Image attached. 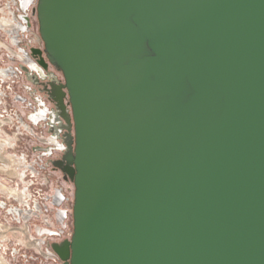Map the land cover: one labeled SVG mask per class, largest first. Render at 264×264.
<instances>
[{
	"label": "water",
	"instance_id": "1",
	"mask_svg": "<svg viewBox=\"0 0 264 264\" xmlns=\"http://www.w3.org/2000/svg\"><path fill=\"white\" fill-rule=\"evenodd\" d=\"M37 16L74 128L61 264H264V0H38Z\"/></svg>",
	"mask_w": 264,
	"mask_h": 264
},
{
	"label": "built area",
	"instance_id": "2",
	"mask_svg": "<svg viewBox=\"0 0 264 264\" xmlns=\"http://www.w3.org/2000/svg\"><path fill=\"white\" fill-rule=\"evenodd\" d=\"M31 2L6 0L4 8L8 11L3 21L9 24L8 29L0 25V30L10 40L15 39L11 43L13 50H8L10 62L3 67L5 75L0 76L1 83L8 89L0 94V129H15L18 138L9 149L20 146L24 138L36 141L32 148L28 147L29 143L23 144L25 148L11 154L10 158L0 155L3 163L0 176L8 175L0 181L16 185L19 191H0L1 196H6L0 197L1 232L11 235V239L3 241L6 247L3 250L9 253L6 264H61L54 244L73 236L75 187L71 192L64 181L56 177L57 171L62 179L66 175L56 163L63 161L69 151V135H74V128L68 130L62 110L54 100V91L48 97L42 90L48 81L53 88V85L65 84V79L48 77L52 64L46 57L44 42L43 46L37 44L33 31L32 11L38 1ZM35 49L41 50L42 55L35 54ZM42 58L48 63L47 67L42 65ZM63 90L67 92L66 88ZM64 102L67 113L72 115L68 93Z\"/></svg>",
	"mask_w": 264,
	"mask_h": 264
},
{
	"label": "rangeland",
	"instance_id": "3",
	"mask_svg": "<svg viewBox=\"0 0 264 264\" xmlns=\"http://www.w3.org/2000/svg\"><path fill=\"white\" fill-rule=\"evenodd\" d=\"M5 1L6 0H0V21H3V17H5V13L8 11L4 8ZM35 8L36 9L32 11V13H33L32 14L33 15L32 16V22H33L34 37L37 41V44L43 46L44 44L42 43L43 40H42L41 35H40V26H39V20H38V16H37V6ZM7 46L11 47V40H10L9 36L1 29L0 30V66H2V67H4V65H6L10 62V60L8 58L9 52H8ZM51 76H56L60 80L65 79L62 71L59 68H57V66H55V65H51V67L49 68V76H48L49 79L51 78ZM3 89H7V85H3L1 83V80H0V94H1V91ZM44 97H45V95H44ZM0 108H1V105H0ZM16 108H17V106H16ZM0 124H1V122H0ZM0 127H1V125H0ZM6 129L7 130H1L0 129V150H1L0 155L2 156V158H10L9 156L11 154L21 152L22 149L25 148L23 146V144L26 145V143H29L28 144L29 148H32L36 145V144H33L36 142L35 140L30 141V139L26 140L24 138V139H22V142H21L22 144H20V146L9 149L8 146L14 145L18 137H16V135H15V129L11 128V130H10V127L6 128ZM4 147H5V149H4ZM2 149H4V150H2ZM0 164L2 165L3 163L0 162ZM8 166L11 167L10 165H8ZM0 174H3V173H0ZM4 175H5V177H3L2 175L0 176L1 181H3L2 178H6L8 176L6 173H4ZM56 177L61 178V180L64 181V185L71 192H74V187H75L74 184L70 180L66 181V180L62 179L61 173L59 171H57ZM1 181H0V191L2 190V192H4L5 190L11 191L12 189L13 190L15 189V192H17V193L19 192L16 189V185H12L10 182L3 183ZM2 192H0V193H2ZM2 195L3 196L0 195V197H6L4 194H2ZM2 219H3V215L0 212V258L2 257L3 259L2 258L1 259L6 262V261H8L7 257H8L9 253L6 254V252L3 250L4 248L6 250V247L4 246L3 241L11 239V235L10 234L7 235V234H4L1 232V230H2V227H1ZM67 239L70 240L71 238L69 237ZM10 247L11 246H8V248H10Z\"/></svg>",
	"mask_w": 264,
	"mask_h": 264
},
{
	"label": "bare ground",
	"instance_id": "4",
	"mask_svg": "<svg viewBox=\"0 0 264 264\" xmlns=\"http://www.w3.org/2000/svg\"><path fill=\"white\" fill-rule=\"evenodd\" d=\"M31 1H32V0H29V4L32 3ZM34 1H36V0H34ZM0 25L3 26L4 29H8L7 26H8L9 24H8L7 22H5V21H4L3 23H2V21H0ZM6 25H7V26H6ZM14 41H15V39L12 37L11 43L13 44ZM8 47H9V49L7 48L8 50H13V49H11L10 46H8ZM0 70H2L3 72H5L2 66H0ZM2 71H0V76L5 75V73H2ZM0 264H6V262L0 258Z\"/></svg>",
	"mask_w": 264,
	"mask_h": 264
},
{
	"label": "flooded vegetation",
	"instance_id": "5",
	"mask_svg": "<svg viewBox=\"0 0 264 264\" xmlns=\"http://www.w3.org/2000/svg\"><path fill=\"white\" fill-rule=\"evenodd\" d=\"M7 48L9 49L8 46H7ZM0 71H2V70H0ZM2 73H5V72L2 71ZM50 82L51 81H48L47 83H45L44 86H43V88H42V90H44V92H46V94H47L48 97H50V93H53V91H54L53 88H51V86H50ZM66 177H67L66 175H63V178L64 179H66Z\"/></svg>",
	"mask_w": 264,
	"mask_h": 264
},
{
	"label": "crops",
	"instance_id": "6",
	"mask_svg": "<svg viewBox=\"0 0 264 264\" xmlns=\"http://www.w3.org/2000/svg\"><path fill=\"white\" fill-rule=\"evenodd\" d=\"M2 22H4V21H2Z\"/></svg>",
	"mask_w": 264,
	"mask_h": 264
}]
</instances>
